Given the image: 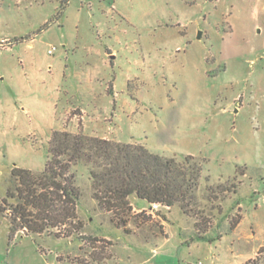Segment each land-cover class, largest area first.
I'll return each instance as SVG.
<instances>
[{"label":"rangeland","instance_id":"374dc122","mask_svg":"<svg viewBox=\"0 0 264 264\" xmlns=\"http://www.w3.org/2000/svg\"><path fill=\"white\" fill-rule=\"evenodd\" d=\"M252 2L0 0V264H155L156 250L166 264H264V14ZM53 130L194 156L197 205L148 215L131 195L120 226L77 164L81 227L54 213L43 233L22 229L17 199L2 202L10 171H42Z\"/></svg>","mask_w":264,"mask_h":264},{"label":"trees","instance_id":"16d2710c","mask_svg":"<svg viewBox=\"0 0 264 264\" xmlns=\"http://www.w3.org/2000/svg\"><path fill=\"white\" fill-rule=\"evenodd\" d=\"M47 151L44 169L38 173L16 165L11 168L14 189L8 188L2 200L5 206H10L8 199H17L11 211L20 227L30 233L46 231L54 213L60 223L75 219L81 227L75 211L81 194L71 171L77 164H83L88 170L92 198L101 209L115 214L120 226L126 222L123 214L132 209L131 195L149 206L153 203L169 208L177 205L183 214L197 205L203 167L192 155L177 160L152 153L142 144L66 130L52 131ZM9 235L12 238L11 230ZM250 262L254 260L247 263Z\"/></svg>","mask_w":264,"mask_h":264},{"label":"crops","instance_id":"0c3cea01","mask_svg":"<svg viewBox=\"0 0 264 264\" xmlns=\"http://www.w3.org/2000/svg\"><path fill=\"white\" fill-rule=\"evenodd\" d=\"M264 1V0H254V2H252V4L250 5V9H251V15L254 16L255 20L258 22L260 15H263L264 13L259 9V7L257 6V3ZM95 110V108H93ZM90 135H93L92 133H88ZM130 199V198H129ZM145 208H149V205H145ZM158 237H155L154 242L156 241ZM147 242H152V240H148ZM146 242V243H147ZM156 262L155 264H166L167 261V257H163V254L159 252V250H156ZM159 258V259H158Z\"/></svg>","mask_w":264,"mask_h":264},{"label":"built area","instance_id":"2783aa9c","mask_svg":"<svg viewBox=\"0 0 264 264\" xmlns=\"http://www.w3.org/2000/svg\"><path fill=\"white\" fill-rule=\"evenodd\" d=\"M53 50H54V47L51 48V49H48V53H52ZM159 206H160L159 204H157V203H153V204H151V205L149 206V208H148L147 210H145V212H146L147 214L153 215L154 211H157V209H158ZM199 263H200V262H199Z\"/></svg>","mask_w":264,"mask_h":264}]
</instances>
